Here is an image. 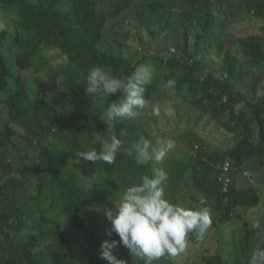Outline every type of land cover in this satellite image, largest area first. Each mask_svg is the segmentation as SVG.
Instances as JSON below:
<instances>
[{"label":"trees","instance_id":"1","mask_svg":"<svg viewBox=\"0 0 264 264\" xmlns=\"http://www.w3.org/2000/svg\"><path fill=\"white\" fill-rule=\"evenodd\" d=\"M60 1L0 0V89L14 86L3 102L6 109L0 126V163L8 160L9 153L18 150L23 139L27 145L24 152L29 159L15 174L0 177V264H107L100 257V245L108 239L104 211L114 207L123 188L133 181V177L122 172L117 160L113 164H93L79 156L80 152L88 149L82 134L91 143L93 132L99 131L107 139L109 124L102 118V106L123 97L122 93H117L95 101L94 96L85 92L87 71L101 66L121 78L130 75L137 66L133 65L135 62L125 57L118 47H103V32L113 27L108 20H116L122 27L125 20L112 18L120 9L133 13L137 21L149 29L151 22L165 8V1L137 0L135 8L131 9L129 0H119V7L116 0H70L76 11V20L63 16ZM99 3L104 5L99 8ZM169 11L173 48L163 55L149 51L147 56L151 58V64L163 77L170 69L180 70L181 74L175 81L177 91L192 106L209 112L240 136L236 144L238 136L230 146L220 148L202 139L205 135H196L191 129L187 157L177 156L176 181L186 178L188 170L195 188L191 198L196 200L188 203V207H208L213 221L208 230H218L223 237L220 243L223 248L204 255L203 262L245 264L256 248L264 247V208L259 211L258 223L244 220L242 231L237 235L238 254L231 249L232 236L236 235L223 230V227L235 216L242 217L237 214L240 206H258L262 200L261 193L254 185L247 189L239 188L236 181H231L225 192L218 179L217 167L230 162L232 174L244 172L248 160L264 153V117L260 114V105L243 101L253 110V119L244 122L243 129H239L234 119H230L231 124L227 120L228 114L233 116L232 106L238 102L237 94L240 92L231 89L232 83L244 79L243 72L249 68L264 73V35L250 34L244 41L230 38L228 44L217 47L216 32L245 16L260 20L264 30V0H179L177 7L171 6ZM15 13L19 20L13 42L21 45L15 60L19 71L28 69L33 56L47 48L59 49L66 56V61L54 66L43 83L21 75L13 79L10 74L3 53L7 35L4 26L8 21L5 16ZM176 15H179L178 21ZM233 44H241L244 59L239 56L238 49L232 50ZM204 52H209L223 67L201 58L191 62H180L176 58H196ZM150 88L151 83L144 85L145 99L150 97ZM252 124L259 127V143L252 140ZM52 131L56 135H52ZM145 132V127L139 128L134 139L127 142L130 143L129 149L141 136L147 137ZM61 133H66V147L42 151L43 147L58 146L62 142ZM193 139L199 144L195 145V152ZM92 147L99 149V144ZM40 158L43 163L33 169ZM129 164L141 177L153 175L156 171L154 167L137 164L134 155L130 156ZM95 167L102 173H98ZM76 171L94 175L93 185L85 189L76 178ZM252 171L248 169L250 175L245 176L251 178ZM27 186H33L35 194L29 197V207H23L19 196ZM177 194L173 190L171 202L178 201ZM30 208L39 214L32 226L26 222ZM234 230L238 234L239 229ZM197 242V236L189 234L185 251L177 256L189 255ZM114 254L126 264H145L144 260L133 257L123 245L115 249ZM153 264L173 262L163 257Z\"/></svg>","mask_w":264,"mask_h":264},{"label":"rangeland","instance_id":"2","mask_svg":"<svg viewBox=\"0 0 264 264\" xmlns=\"http://www.w3.org/2000/svg\"><path fill=\"white\" fill-rule=\"evenodd\" d=\"M136 1L137 0H129V2H131V9L135 8ZM154 1H165V8L162 9L158 18L151 22L149 29L140 24L133 13L129 11L122 12L120 9L114 12L112 18L118 19L120 21L126 20L122 28L119 26L118 21L108 20V24L116 28L109 29L105 32L106 39L115 38L116 40L120 41V46L123 47V50L126 54L134 51L138 52V55L134 57V60L139 59V61H145L146 59L150 58L146 55L149 51L152 54L157 53L159 55H163L170 51L169 48H173L170 35L172 17L170 15L169 9L171 6L176 8L179 0ZM220 1L221 0H212V2ZM222 1L227 2L234 0ZM102 5L104 4L99 3L98 7L101 8ZM116 5L119 7V0H116ZM60 8L63 12V15L76 20V11L70 0H61ZM5 17H7L8 21L4 26V29L7 31V35L4 39L3 53L12 78L14 79L18 75H21L22 78L31 77L34 82L43 83L44 77L50 73L54 66L66 61V56L59 49L47 48L45 51L36 53L33 56L28 69L19 71L15 66V58L21 45L14 44L13 42V36L16 32L15 26L18 23L19 18L17 13L8 14ZM237 19L238 20L230 22L228 25H226L224 29H220L218 32H216L217 47L228 44L230 38L231 40L241 38L244 41L250 34L259 33L264 35V30L261 27L260 20L253 17L248 18V16H245L242 19ZM176 20L178 21L177 15ZM150 32H154L155 35L151 34ZM22 39H25V37L23 36ZM192 39L193 41L195 40L194 37ZM240 46L241 44L239 46L237 44H233L231 48L232 50L238 49L240 51L239 56L244 59L245 56ZM159 58H162V56H159ZM176 58H178L180 62H191L194 59L201 58L206 62L214 63L218 67H223V64L220 63L216 58L212 57L209 52L199 54L196 58L184 56ZM150 65L154 69V77L151 82L150 98L148 100V104L144 109L140 110L139 116L131 119L126 118L118 122H112L111 125L105 116V109L102 118L109 124L110 134L107 136V139L110 141V139L115 136L122 141V149L117 153L115 161L117 160L119 167L124 174L133 177L132 183L126 185L123 190L132 184L139 183L142 179L140 175L131 169V165L129 164L130 156L125 154V150L129 149L130 147V143L127 144V142L131 139H134V136L139 131L140 127H145L146 136L147 138L153 140L157 151L164 149L166 147L167 141L174 140L175 147L171 151H167L164 158L159 161H157L154 156L153 160L148 164V166L154 167L156 170L164 169L168 173L169 178L163 185L166 198L170 200L172 192L175 190L176 193L178 192L176 196L178 201L176 203L180 204L181 206L188 207V203L196 202V200L191 198V195L195 193L193 178L189 175L187 170V177L176 181V177L178 176L176 161H178L179 158L176 157L175 154L178 152H184V155L187 157L189 148L187 141L190 138V130L193 129L196 135H205V137L202 139H206L211 145L220 148L230 146L234 142L235 136L238 135H235V133L224 126L222 122L214 119L212 114L209 112L202 108L192 106L185 99V97L180 94L179 91H177L175 81L176 78L181 74L180 70L176 68L170 69L168 70L167 75L163 77L159 75V72L151 64V58ZM243 77L244 79H240L239 81L232 83L231 89H237L240 92L237 94L238 102L232 106L233 116L228 114L227 117V120L230 121V124L232 123V120L230 119H234V122L239 125V129H243L244 122L248 121L253 116V110H251L249 106H247V104L243 101H248L249 103L256 106L257 104L260 105L262 107V110L259 108L260 114L264 117V96L263 94L260 95L264 88V73L262 71L249 68L243 72ZM169 80H173L175 82L174 86H168L167 82ZM11 90H14L13 85H11ZM11 90L10 88L5 90L0 89V126L4 122V110L6 109V105L3 104V102ZM230 94L226 95V97L228 98ZM224 100L225 98L222 99V101ZM164 104H169L175 109V117L169 118L164 114ZM216 105L218 106L220 103H217ZM157 107L161 109L159 115H156L154 112V109ZM17 128L19 131L24 133V131L19 127ZM252 129L254 130L252 140L255 143H259V127L257 124H252ZM51 134L56 135V132L52 131ZM60 138L62 142L58 146L43 147L42 151L47 148L66 147V133H61ZM239 138L240 136L235 139V144L238 142ZM82 140L87 144L88 147L94 146V143H91L87 140L85 134H82ZM194 141L195 140L193 139V142ZM195 145L199 144L194 142L193 152L196 150ZM26 147V140H21L18 150L9 153V156H7L8 160L4 163H0V177L7 174H15L21 165L29 162V159L26 158V153L24 152ZM42 163V158L38 159V162L36 163L37 167H33V169H37ZM244 168L247 170H253L251 172V178L249 176H245L244 172L247 171L245 170L244 172L231 174L232 181H236L239 188L247 189L252 185L256 186L260 190L262 200L258 206H240L237 209V214H240L242 217L238 218L235 216L231 223L224 225L223 227V230L231 231L230 234L236 235L232 236L233 241L231 245V249L236 254L239 253L237 235H240L242 231L244 220H254L256 223H258L257 217H259V211L261 208H264V153L262 156H255L248 160ZM96 171L98 173H102L101 169L96 168ZM75 176L85 189L90 188L95 181V177L92 174H83L79 171H76ZM34 194L35 190L33 186H27L24 193L19 196L20 204L23 207H29V197ZM119 199L116 201L117 206L119 204ZM29 210L30 213L28 215L26 214V222L32 226L39 218V214L36 212V210H34V208H30ZM106 223L108 229L109 223L107 220ZM234 229H239L238 234ZM197 238V245L194 247L192 246L193 248L191 252L186 257L179 256L176 260L177 264H205L202 260L204 255L213 254L216 252V250L223 248L220 245V243L223 241V237H221L218 230H207L202 239L198 236ZM248 262L249 261H247L245 264H248Z\"/></svg>","mask_w":264,"mask_h":264},{"label":"clouds","instance_id":"3","mask_svg":"<svg viewBox=\"0 0 264 264\" xmlns=\"http://www.w3.org/2000/svg\"><path fill=\"white\" fill-rule=\"evenodd\" d=\"M107 11L110 12L111 9L107 7ZM105 32L104 30L103 47L107 49L111 46L107 44ZM136 55H138L136 51L129 56L125 55L137 66L130 75L123 78L113 75L110 70L101 66H94L87 71L88 86L85 92L94 96L95 101L104 96L123 94V97L115 98L108 106H102L104 110L106 109L105 116L110 125L112 122L139 116L140 110L148 104L150 97L145 99L144 85L152 82L154 69L150 65V58L137 62L139 59L134 60ZM174 83L173 80L167 82L169 87L174 86ZM160 110L159 107L155 108V114L159 115ZM163 110L169 118L176 115L175 109L169 104H164ZM92 142L98 143L99 149L88 147L86 151L80 152L79 156L93 164L97 162L112 164L122 149L120 139L113 136L109 141L99 131L92 133ZM174 147L175 141L169 140L164 149L157 151L152 139L141 136L132 149L125 150V154L134 155L135 162L139 165H148L154 156L159 161ZM179 155H184V152L175 154L176 157ZM230 167L231 177V163ZM217 169L220 173V168ZM245 175L250 173L245 171ZM168 178V173L164 169H157L153 175H144L139 183L123 190L118 206L114 203L113 208L104 211L109 223L106 232L108 239L100 245V257L107 264H126L125 260L114 254V250L120 245L127 248L133 257L144 260L145 264H153L163 257L177 264L176 260L179 257L177 255L185 251L189 234H195L201 239L204 237L213 222L210 209L208 207L193 209L171 202L166 198L163 186ZM114 236L119 239L113 238ZM248 264H264V247L254 250Z\"/></svg>","mask_w":264,"mask_h":264},{"label":"built area","instance_id":"4","mask_svg":"<svg viewBox=\"0 0 264 264\" xmlns=\"http://www.w3.org/2000/svg\"><path fill=\"white\" fill-rule=\"evenodd\" d=\"M220 173H219V180L222 182L224 190L228 189L229 183L231 182V177L229 175L230 171V163L225 162L223 165H219Z\"/></svg>","mask_w":264,"mask_h":264},{"label":"crops","instance_id":"5","mask_svg":"<svg viewBox=\"0 0 264 264\" xmlns=\"http://www.w3.org/2000/svg\"><path fill=\"white\" fill-rule=\"evenodd\" d=\"M63 16H65V15H63ZM114 27H108V28H106L105 29V31H107V30H109V29H113ZM105 39H106V37H105ZM107 40V44L109 45V46H111V47H118V48H120V49H122V51L124 52V50H123V47L122 46H120V41H118V40H116L115 38H110V39H106ZM4 47V46H3ZM133 52H130V53H128V54H126L125 52H124V54L125 55H127V56H129V55H131ZM17 55V54H16ZM15 60H16V58H15ZM16 66V65H15ZM17 67V66H16ZM31 78V77H30ZM10 88V90H11V86L9 87ZM263 94V91H262V93H260V95H262Z\"/></svg>","mask_w":264,"mask_h":264},{"label":"bare ground","instance_id":"6","mask_svg":"<svg viewBox=\"0 0 264 264\" xmlns=\"http://www.w3.org/2000/svg\"><path fill=\"white\" fill-rule=\"evenodd\" d=\"M178 17H179V15H178Z\"/></svg>","mask_w":264,"mask_h":264}]
</instances>
